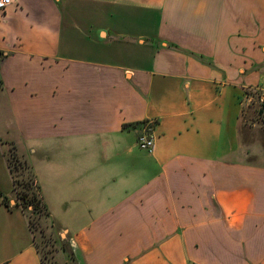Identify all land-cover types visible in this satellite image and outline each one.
I'll return each instance as SVG.
<instances>
[{
	"label": "crops",
	"instance_id": "obj_1",
	"mask_svg": "<svg viewBox=\"0 0 264 264\" xmlns=\"http://www.w3.org/2000/svg\"><path fill=\"white\" fill-rule=\"evenodd\" d=\"M0 50V264H44L12 146L78 264H264V137H241L264 0H15Z\"/></svg>",
	"mask_w": 264,
	"mask_h": 264
},
{
	"label": "rangeland",
	"instance_id": "obj_2",
	"mask_svg": "<svg viewBox=\"0 0 264 264\" xmlns=\"http://www.w3.org/2000/svg\"><path fill=\"white\" fill-rule=\"evenodd\" d=\"M92 22L99 23V20L97 22L93 20ZM155 25L156 22L153 21V18H151V21L147 24V26H144L143 29L149 31L150 29H153ZM141 27L142 25L140 24V28ZM80 28L81 29L79 31L81 32V43L83 46L116 53V51H120L123 48V44H125V40L123 38H114L115 40L112 42H110L112 38L99 39L98 33L86 24H81ZM248 90H259V92L264 94V83L257 84ZM261 93L259 94L261 95ZM248 98L249 99L245 104L248 105V107L245 108L246 111L249 110V114H253V110H257V108L258 111H262H260V116L257 119L254 118L252 120L249 114L244 115L243 117L241 137L242 142L244 143V149L250 147L251 144L248 143L264 137V101H261L257 96L253 97L252 95ZM9 158L12 162V166L15 164V159H17V162L20 165V167L14 170L13 173V176H15L17 180L34 178L32 170L29 168L31 166L19 157L14 146L11 147ZM27 216L29 221L32 222L31 224L35 235L36 245L45 264H66L70 262L73 254V248L70 245V241L66 238L64 239V237L62 238V236H60V234L51 225V221L43 214L35 215L27 213ZM63 236H66V234H63Z\"/></svg>",
	"mask_w": 264,
	"mask_h": 264
},
{
	"label": "trees",
	"instance_id": "obj_3",
	"mask_svg": "<svg viewBox=\"0 0 264 264\" xmlns=\"http://www.w3.org/2000/svg\"><path fill=\"white\" fill-rule=\"evenodd\" d=\"M5 57L4 52L0 50V61ZM0 86H1V81H0ZM261 92H259V90L253 91V90H248L246 89V95H252L257 96L260 100V94ZM249 110L246 111V108L244 107L243 110V117L244 115H248ZM260 111L254 109L253 110V114H249L251 116V119L253 120L254 118L257 119L260 116ZM247 113V114H245ZM248 121V120H247ZM10 167L12 172L14 173V170H16L18 167H20L19 163L17 162V159H15V164L12 166V162L10 161ZM32 170L33 173V177L34 178H30V179H24V180H17L15 176L14 177V188H15V192H16V199H17V204L20 205L22 207V209L24 210V212L26 213H31V214H43L44 216H46L47 219L50 220L51 214L48 211V208L44 202L43 199V195H42V191H41V186L39 185V183L36 181V176L35 173L33 171V169L31 167H29ZM21 188H20V187ZM51 221V220H50ZM30 226L33 230L32 227V222H30ZM51 225L54 227L53 221H51ZM54 229L56 230V228L54 227ZM43 263L45 264L44 260L42 259ZM66 264H78L75 261V256L74 253L71 256V261L66 263Z\"/></svg>",
	"mask_w": 264,
	"mask_h": 264
},
{
	"label": "built area",
	"instance_id": "obj_4",
	"mask_svg": "<svg viewBox=\"0 0 264 264\" xmlns=\"http://www.w3.org/2000/svg\"><path fill=\"white\" fill-rule=\"evenodd\" d=\"M15 0H0V12L6 11L8 7L14 4ZM249 97V96H248ZM260 100L264 101V94L261 93ZM155 121L147 120L143 123L141 134L138 137V146L148 152L155 149Z\"/></svg>",
	"mask_w": 264,
	"mask_h": 264
}]
</instances>
